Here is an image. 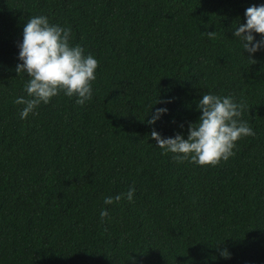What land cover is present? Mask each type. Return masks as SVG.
<instances>
[{
	"label": "trees",
	"instance_id": "obj_1",
	"mask_svg": "<svg viewBox=\"0 0 264 264\" xmlns=\"http://www.w3.org/2000/svg\"><path fill=\"white\" fill-rule=\"evenodd\" d=\"M262 4L0 0V264H264V47L234 36ZM39 15L99 67L83 106L60 93L21 119L18 45ZM204 94L243 104L255 132L216 167L178 163L151 138L186 139ZM133 186L132 202L104 203Z\"/></svg>",
	"mask_w": 264,
	"mask_h": 264
},
{
	"label": "clouds",
	"instance_id": "obj_2",
	"mask_svg": "<svg viewBox=\"0 0 264 264\" xmlns=\"http://www.w3.org/2000/svg\"><path fill=\"white\" fill-rule=\"evenodd\" d=\"M245 17L246 23L238 25L234 36L241 41L243 50L252 54L264 47V4L248 7ZM253 33L261 35L262 39L256 41ZM205 35L209 39L216 38V32H205ZM18 47V58L22 63L16 66L17 75L23 73L29 77L24 86L27 98L21 96L14 100L15 104L24 106L21 119H26L29 114L36 115L35 109L48 104L60 93L69 98L76 97L75 103L80 106L91 100L99 61L90 53L85 55L80 45L71 44V28L51 24L44 15L31 17L23 28V41ZM248 60L251 64L256 63L251 56ZM197 108L202 115L196 123L189 124L186 139L181 134L162 138L157 131L151 132V138L163 154L172 153L178 163L188 161L199 166L216 167L235 154L233 149L238 140L255 135L246 121L238 119L244 105L235 103L231 97L204 94ZM166 112L164 108L156 109L147 123L155 124ZM134 192L133 186L126 194L106 197L104 203L119 202L124 195L132 202ZM100 215L103 219L108 213L102 210ZM221 255L230 258L227 250Z\"/></svg>",
	"mask_w": 264,
	"mask_h": 264
}]
</instances>
